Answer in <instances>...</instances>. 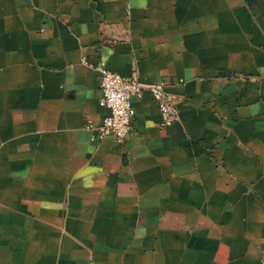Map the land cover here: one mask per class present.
Here are the masks:
<instances>
[{"label":"crops","instance_id":"crops-1","mask_svg":"<svg viewBox=\"0 0 264 264\" xmlns=\"http://www.w3.org/2000/svg\"><path fill=\"white\" fill-rule=\"evenodd\" d=\"M0 264H264V0H0Z\"/></svg>","mask_w":264,"mask_h":264},{"label":"built area","instance_id":"built-area-1","mask_svg":"<svg viewBox=\"0 0 264 264\" xmlns=\"http://www.w3.org/2000/svg\"><path fill=\"white\" fill-rule=\"evenodd\" d=\"M95 67L100 75V105L105 107L108 113L98 125L87 121L86 127L92 131V140L100 141L111 135L118 143H124L136 114L134 99L141 98L146 89L158 101L163 125H170L179 120V109L169 95L165 82L144 84L136 78L112 71L104 62Z\"/></svg>","mask_w":264,"mask_h":264}]
</instances>
